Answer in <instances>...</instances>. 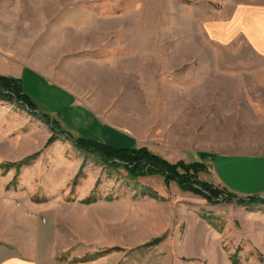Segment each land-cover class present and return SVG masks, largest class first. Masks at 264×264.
<instances>
[{
    "label": "rangeland",
    "instance_id": "374dc122",
    "mask_svg": "<svg viewBox=\"0 0 264 264\" xmlns=\"http://www.w3.org/2000/svg\"><path fill=\"white\" fill-rule=\"evenodd\" d=\"M227 6L226 0H0V38L16 36L30 49L26 55L39 54L43 64L49 53H61V68L78 81L68 85L85 88L77 89L83 99L104 92L102 77L116 78L106 117L116 139L104 140L108 145L137 148L141 138V147L171 162H188L193 150L264 154V55L240 34L215 37L231 35V28L208 26L226 22ZM23 87L51 107L63 89L47 79ZM98 98L104 105L106 98ZM42 115L0 100V249L37 264H264V203L239 204L247 197L239 192L231 202L222 196L213 203L160 173L106 163L63 134L47 145L54 133ZM187 120L198 130H185ZM71 123L75 136L97 131ZM210 159L238 191L262 196L261 163ZM218 174L207 166L199 178L227 189Z\"/></svg>",
    "mask_w": 264,
    "mask_h": 264
},
{
    "label": "crops",
    "instance_id": "0c3cea01",
    "mask_svg": "<svg viewBox=\"0 0 264 264\" xmlns=\"http://www.w3.org/2000/svg\"><path fill=\"white\" fill-rule=\"evenodd\" d=\"M228 3V10L230 12L227 17L226 22L218 23L211 22L209 23V28L212 30L219 28H231V35L226 39L223 36H220L219 33L215 34V37L220 40H228L232 38V36L240 34L244 39L247 40L250 47L257 53L264 55V0H226ZM21 33L25 32V30H20ZM210 33V32H209ZM30 50V49H29ZM26 46L22 43L19 44L17 37L11 34H8L7 38H0V74L5 76H11L15 78H19L22 81V85H25L26 80L29 81H48V85L51 86L54 83H58L63 87V89H58L53 94V99L51 103L53 107L45 105L42 101L37 100V96L32 95L31 91L26 89V93L35 101L37 112L46 116L51 122L56 124L59 127H63L72 135L73 133L70 131V128L74 130V125H72V121L74 123L93 126L97 128L95 135H85L88 136L89 139H93L99 142H104L106 140L109 142L111 138L116 139V135L114 132H111L109 129V123L106 121L107 115L110 113L109 108L111 107V97L116 98V78H105L102 77L104 82H108V86L104 87V92L98 95H101L106 98L105 104L99 102V98H93L94 95H90L88 99H83L78 94V91L81 92L83 90L82 87L75 86L71 88L68 83L77 81L76 76L69 77L64 69L61 68L60 61L57 56L61 55V53L51 54L49 53L48 59L49 63H41L40 55H26ZM33 69V70H31ZM36 71V72H35ZM37 72L39 74H37ZM42 75H44L43 78ZM89 78L95 77L93 74L89 75ZM91 80V81H92ZM78 82V81H77ZM55 87V86H54ZM24 88V87H23ZM78 89V91H77ZM85 91V88L84 90ZM58 92V93H57ZM187 93H192L193 96H187L188 98H211L210 94H202L196 96V92H178V95H189ZM200 93V92H199ZM67 99L68 104H65V100ZM53 101V102H52ZM196 104H194L195 106ZM114 117V116H113ZM114 120V119H112ZM187 127L185 130L188 131H197L198 126L195 120H187ZM112 124V123H111ZM114 126V124H112ZM101 130V131H100ZM106 134H108L106 136ZM75 136V135H73ZM209 136V134H208ZM79 137V136H75ZM210 137V136H209ZM87 138V137H85ZM127 141V140H125ZM139 145H142V139L139 138ZM182 144L189 145L188 142L184 141ZM116 145V144H115ZM113 146V145H110ZM137 147V148H138ZM127 148V147H126ZM194 153H198V156H195ZM190 157L186 160L188 162H196L201 161L204 162L208 168L214 169L218 174L216 168L212 165L211 157L212 155H221V156H234V157H242L249 160H254L255 162L261 163L260 168L264 167V154H230V153H222V152H214L210 150H202L193 153H187ZM201 154L205 156H201ZM185 159V158H184ZM257 160V161H256ZM262 161V162H261ZM218 176H220L218 174ZM220 178L224 181V184L228 191L234 193H244L247 196H254L249 193L250 191L240 192L237 188L233 187L230 184V178L222 177ZM264 176H262V179ZM264 182V181H263ZM261 188L262 197H264V183ZM238 193V194H239ZM259 196V195H256ZM11 254L8 250L0 249V264H37L35 261L26 260L21 255Z\"/></svg>",
    "mask_w": 264,
    "mask_h": 264
},
{
    "label": "trees",
    "instance_id": "16d2710c",
    "mask_svg": "<svg viewBox=\"0 0 264 264\" xmlns=\"http://www.w3.org/2000/svg\"><path fill=\"white\" fill-rule=\"evenodd\" d=\"M0 100L10 104L26 107L34 115L39 116L35 101L24 91L22 81L19 78L5 76L0 74ZM41 119L47 120L42 115ZM40 117V116H39ZM48 121V120H47ZM53 128V135L48 139L47 145L57 140V134H63L78 149L95 153L100 159L106 163L117 165V161H121L123 166L131 172L138 173L142 171L146 173H160L166 176V179L176 180L185 190L202 194L211 202H219L222 196L224 201L231 202L238 198L232 192L225 188L215 187L212 184L199 178V174L203 170H207V166L202 162H185L183 160L171 162L161 155L154 153L146 147L138 148H115L104 142H99L85 137H75L70 132L59 129L54 123L47 122ZM239 204H263L262 196H247L238 199Z\"/></svg>",
    "mask_w": 264,
    "mask_h": 264
}]
</instances>
